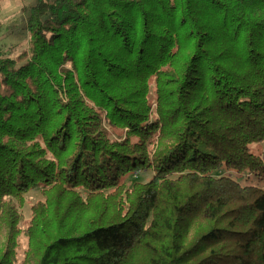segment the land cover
Masks as SVG:
<instances>
[{
	"label": "trees",
	"instance_id": "1",
	"mask_svg": "<svg viewBox=\"0 0 264 264\" xmlns=\"http://www.w3.org/2000/svg\"><path fill=\"white\" fill-rule=\"evenodd\" d=\"M31 1L0 51V264H264V0Z\"/></svg>",
	"mask_w": 264,
	"mask_h": 264
},
{
	"label": "rangeland",
	"instance_id": "2",
	"mask_svg": "<svg viewBox=\"0 0 264 264\" xmlns=\"http://www.w3.org/2000/svg\"><path fill=\"white\" fill-rule=\"evenodd\" d=\"M31 0H4L2 3V10L0 12V21L2 23V37L0 38V51L5 56L15 57L26 48L27 37L24 31L25 20L27 15L23 13V9L27 8L31 4ZM250 152L254 155H260L264 158V143L260 145H251ZM234 179L231 173H223ZM152 176L151 172L143 173L138 177H132L129 179L127 190L131 189L134 183H145ZM219 176V175H218ZM242 186H246L247 181L245 179L238 180ZM255 184L254 181H251ZM258 188L264 191V182L258 185ZM24 204L18 207V211L21 215L20 228L25 229L28 221L31 217V206L35 203L43 200L41 190H33L24 195ZM20 249L18 251V259L21 260L27 249V240L22 235L19 238Z\"/></svg>",
	"mask_w": 264,
	"mask_h": 264
}]
</instances>
